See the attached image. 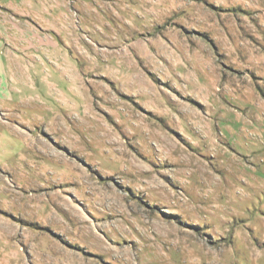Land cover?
<instances>
[{
  "label": "rangeland",
  "instance_id": "rangeland-1",
  "mask_svg": "<svg viewBox=\"0 0 264 264\" xmlns=\"http://www.w3.org/2000/svg\"><path fill=\"white\" fill-rule=\"evenodd\" d=\"M0 13V264H264V0Z\"/></svg>",
  "mask_w": 264,
  "mask_h": 264
},
{
  "label": "crops",
  "instance_id": "crops-1",
  "mask_svg": "<svg viewBox=\"0 0 264 264\" xmlns=\"http://www.w3.org/2000/svg\"><path fill=\"white\" fill-rule=\"evenodd\" d=\"M2 16H4V15H2V14L0 13V17H2Z\"/></svg>",
  "mask_w": 264,
  "mask_h": 264
}]
</instances>
